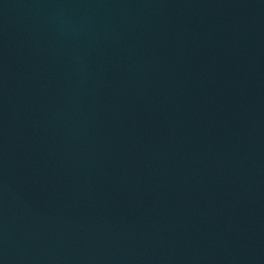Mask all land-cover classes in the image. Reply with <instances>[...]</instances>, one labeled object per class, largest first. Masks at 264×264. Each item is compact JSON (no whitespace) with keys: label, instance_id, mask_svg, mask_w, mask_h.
<instances>
[{"label":"water","instance_id":"water-1","mask_svg":"<svg viewBox=\"0 0 264 264\" xmlns=\"http://www.w3.org/2000/svg\"><path fill=\"white\" fill-rule=\"evenodd\" d=\"M0 264H264V0H0Z\"/></svg>","mask_w":264,"mask_h":264}]
</instances>
